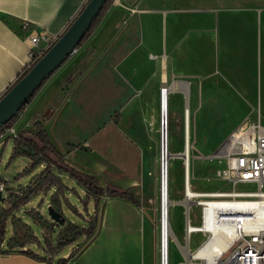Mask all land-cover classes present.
<instances>
[{
    "label": "crops",
    "instance_id": "crops-1",
    "mask_svg": "<svg viewBox=\"0 0 264 264\" xmlns=\"http://www.w3.org/2000/svg\"><path fill=\"white\" fill-rule=\"evenodd\" d=\"M88 1L0 0V98L29 62L30 46L21 24H30L33 34L59 38ZM210 72L219 79L218 85L210 87L216 94L263 93L264 0H113L88 39L5 130L0 146L17 137L35 139L39 126L67 166L96 178L100 188L129 191L139 205L93 197L80 186L95 201L96 214L90 224L92 234L85 236L76 253L64 251L56 259L60 251L52 255L46 251V256L41 251L47 259H35L19 253L22 248L14 244L18 253L2 254L7 249L3 240L0 264H56L69 257L66 264H156L150 205L157 192L159 88L163 83L170 86L168 115L170 108L174 125L178 114L172 93L182 85L170 83ZM110 98L120 115L115 127L108 126L109 117L103 114ZM188 104L185 110L191 106L193 112L194 102ZM255 104L262 122L261 103L256 99ZM202 109L193 123L197 151L220 147L247 118V113L235 118L222 140L202 147L198 138ZM92 126L95 132L88 131ZM76 134L86 141L72 144ZM178 149L172 146L171 153L177 154ZM77 152L86 157L83 172L70 160ZM38 159L24 156V166L37 160L36 165L45 168ZM53 171L77 184L68 174ZM32 182L24 189H32Z\"/></svg>",
    "mask_w": 264,
    "mask_h": 264
},
{
    "label": "rangeland",
    "instance_id": "rangeland-1",
    "mask_svg": "<svg viewBox=\"0 0 264 264\" xmlns=\"http://www.w3.org/2000/svg\"><path fill=\"white\" fill-rule=\"evenodd\" d=\"M210 74V75H209ZM205 73L203 76L190 74L186 77L174 78L170 85L179 83L181 89L174 90L172 93L176 103V111L178 114L175 124H172L171 109L167 102V119L169 129L168 145L171 153L172 146L179 147L177 154L171 153L169 164V183H170V198L173 206L170 208L169 220L171 230L176 238V241H171L169 250V264H183L186 259L181 254L179 245L184 246V212L187 210V205L183 203V160L180 157L184 150L183 136V118L186 104L189 100L194 102L193 112L190 106L191 128L190 142L194 146V141L197 132L193 127L199 109L202 107L201 116L199 118V140L202 147H209L215 141H220L224 138L225 133L234 122L235 118H239L242 114L247 113V118L242 122L251 123L258 120L259 114L255 109L256 99L261 103V120L264 124V91L258 95L247 94H216L210 88L213 84L218 85L219 79L215 73ZM179 86V85H178ZM208 87V88H205ZM218 89V88H217ZM111 96V95H110ZM208 100H215L217 105L206 104ZM205 104V105H203ZM190 104H188L189 106ZM203 105V106H202ZM113 99L109 100L107 110L103 111L104 117H109L108 126L115 127L120 118L119 111ZM122 109V106L121 108ZM117 114L119 117H117ZM159 118V106H158ZM126 124V122H125ZM241 124V123H240ZM241 124V125H242ZM150 127V125H149ZM159 130V121L157 125ZM95 126L88 127V131ZM84 139V140H83ZM159 140V131H158ZM72 141L74 145H79L86 141V138L76 134ZM189 142V144H190ZM13 140H10L5 146H0V179L6 184V191L2 194L3 201L0 202L2 210L8 209L10 206L18 205V201H23L24 197L29 194L30 188L24 189L34 177L44 171V166L33 165L26 162L24 166V156H13ZM170 143V144H169ZM190 149V177L191 186L195 191L210 192L216 191L222 183L215 179V173L218 169H222L224 164L214 159L213 156L219 148V145L209 151H197V148ZM160 143L158 141V152L155 158L156 164V183L157 192L156 198L151 202V216L153 217V228L155 235V260L159 264V219H160V204H159V158H160ZM75 153L71 158V163L74 168L83 172L85 158ZM168 161V160H167ZM26 167L28 171L25 172ZM17 192L18 195H9L11 201L8 204V190ZM172 189L174 192L172 193ZM230 189V188H227ZM240 191L254 190L253 188L241 187L237 188ZM10 192V191H9ZM172 193V194H171ZM53 207L65 219L62 226L53 225L48 216V208ZM11 217L4 223V241L7 243L14 238L15 242L20 246H25L27 249L35 253H40L38 243L47 249L48 254L55 255V258L61 257L64 251H72L76 253L86 242L85 229L88 228L96 214V205L92 197L88 196L85 191L69 179L60 177L59 184L46 190H39L30 198V202L25 205H20L17 209H11ZM199 210L192 206L191 221L193 226L199 225L198 220ZM204 238L201 234H192L190 245L191 251L197 249L203 242ZM43 253V252H41Z\"/></svg>",
    "mask_w": 264,
    "mask_h": 264
},
{
    "label": "built area",
    "instance_id": "built-area-1",
    "mask_svg": "<svg viewBox=\"0 0 264 264\" xmlns=\"http://www.w3.org/2000/svg\"><path fill=\"white\" fill-rule=\"evenodd\" d=\"M30 51L26 69H30L58 38L32 33V26L21 24ZM169 94L168 84L159 88V192L166 198L167 187V119L161 109V100ZM214 159L224 164L215 173L222 183L216 191H195L187 182L183 185L184 246L190 245L192 234H201L202 244L194 251L188 248V262L183 264H264V124L259 120L238 126L218 148ZM248 187L254 190L240 191ZM230 188V189H227ZM6 184L0 179V196ZM18 195L9 192V195ZM199 210V225L193 226L191 208ZM167 209L160 206L159 264H169V247L172 241ZM204 251L210 257H196Z\"/></svg>",
    "mask_w": 264,
    "mask_h": 264
},
{
    "label": "trees",
    "instance_id": "trees-1",
    "mask_svg": "<svg viewBox=\"0 0 264 264\" xmlns=\"http://www.w3.org/2000/svg\"><path fill=\"white\" fill-rule=\"evenodd\" d=\"M113 0H107L105 5L103 6V9L99 13L98 17L94 20L90 30L87 32L83 40L80 42L78 46H80L84 41L88 39V37L92 34L93 30L95 29L96 25L100 22L101 18L103 17L104 13L108 10L109 6ZM71 25V24H70ZM28 69L25 68L24 72L18 77L16 82L25 74L27 73ZM15 82V83H16ZM14 83V84H15ZM35 94L32 96V98L29 100V102L33 99ZM28 102V103H29ZM24 105L21 109L24 110L26 106ZM16 117L11 119L8 123H6L3 127L0 128V137L4 134L5 130L10 129L12 125L15 122ZM38 129V132L35 136V139H28L25 137H17L16 139H13V156H26L28 158H35L39 157L38 161L45 164V170L41 172L39 175H37L35 178H33L32 184H35V186L30 190L29 194H27L24 197L23 201H18V205H13L8 207V209L2 210L0 207V244L3 242V234H4V223L10 219L11 209H17L20 205H25L30 202V198L35 194V192L39 190H46L48 188H51L60 182V178L58 175H56L53 171V168L56 169L58 172H64L69 175L71 179L76 181L78 186H81L84 188L87 193L93 197H103L106 196L108 198H119L124 199L126 201H129L135 205H139L137 200L134 198V196L129 191L119 192L112 189H103L97 186L96 178L88 175L81 174L77 172L76 170L70 168L67 166L62 158V156L53 148L50 146L47 140V136L45 132L41 129V127L36 126ZM75 148V147H72ZM37 164V160H33L32 166ZM9 191V190H8ZM11 191V189H10ZM3 199V198H2ZM8 204L11 201V197H8L6 200ZM93 228L89 226L85 230V236H89L92 234ZM17 244L14 240V238L10 239L7 242V249L6 251L2 252V254H10V253H18V251H14V247ZM22 250L19 251V253L25 254L27 256H30L35 259H43L46 260L45 257L47 255V249L38 243V248L42 252H46L45 256L41 255V253H35L31 251L30 249L23 250V246H20ZM70 257L68 259H60L57 260L56 264H66L69 261Z\"/></svg>",
    "mask_w": 264,
    "mask_h": 264
},
{
    "label": "water",
    "instance_id": "water-1",
    "mask_svg": "<svg viewBox=\"0 0 264 264\" xmlns=\"http://www.w3.org/2000/svg\"><path fill=\"white\" fill-rule=\"evenodd\" d=\"M106 2L89 0L49 50L0 98V128L19 114L46 80L71 56ZM180 157L184 159L183 154ZM48 216L54 227L62 226L65 222L64 217L53 207L48 208Z\"/></svg>",
    "mask_w": 264,
    "mask_h": 264
},
{
    "label": "bare ground",
    "instance_id": "bare-ground-1",
    "mask_svg": "<svg viewBox=\"0 0 264 264\" xmlns=\"http://www.w3.org/2000/svg\"><path fill=\"white\" fill-rule=\"evenodd\" d=\"M168 90H169V94L166 97H163L161 100V109L163 112V115L166 117L167 119V102H168V97L170 96V86L168 85ZM160 104V101H159ZM188 106V105H187ZM191 115H190V110L184 111V118H183V136H184V150H183V156L184 159L183 160V180L184 183L187 182V184L190 186L191 185V177H190V149L193 145L190 142V128H191ZM167 126H168V119H167ZM194 127V125H193ZM168 133H169V129L166 130V146L168 145ZM190 142V144H189ZM170 144V143H169ZM171 153L169 151V147L167 150V155H166V162H167V187H166V198L164 197V192L162 190V195L159 192V204L160 206H162V209H167L168 212V216H169V212H170V208L173 206V202L171 201L170 198V183H169V164H170V158H171ZM168 160V161H167ZM159 223H160V219H159ZM167 234L169 237H171L172 241H176V238L173 235L172 230H169V228H167ZM181 249V254L182 256L186 259V261L188 262V258H189V253H188V248L187 245L185 246V248H180ZM170 250V247H169ZM196 257H201V256H206V257H210L211 255L206 254L204 251H199L197 254H195Z\"/></svg>",
    "mask_w": 264,
    "mask_h": 264
}]
</instances>
